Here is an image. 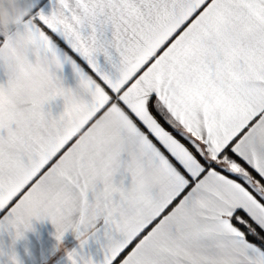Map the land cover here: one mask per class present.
<instances>
[{
    "label": "snow or ice",
    "instance_id": "1",
    "mask_svg": "<svg viewBox=\"0 0 264 264\" xmlns=\"http://www.w3.org/2000/svg\"><path fill=\"white\" fill-rule=\"evenodd\" d=\"M32 7L0 22V230L47 218L58 241L103 239V264H264V0Z\"/></svg>",
    "mask_w": 264,
    "mask_h": 264
},
{
    "label": "crops",
    "instance_id": "2",
    "mask_svg": "<svg viewBox=\"0 0 264 264\" xmlns=\"http://www.w3.org/2000/svg\"><path fill=\"white\" fill-rule=\"evenodd\" d=\"M19 3L21 7L33 6V12L43 10L45 13H50L54 8L55 0H19ZM12 30H15L14 27ZM3 40L4 36L0 34V43ZM57 47L61 53L67 54L82 70L96 76L86 60L73 51L62 39ZM112 58L113 62L118 60V55L114 51L112 52ZM97 62L104 71H114L102 53L97 56ZM56 75L65 87L74 90L78 88L79 78L76 76L71 63H63L62 70L57 71ZM6 82L7 75L3 67L0 66V83ZM63 108L64 101L60 97L46 105V109L51 110L54 115L62 112ZM31 223L32 227L25 231L20 239L14 240L13 230L11 229L0 230V264H12L13 256L18 264H71L68 253L72 251L81 253L86 259L91 258L93 264H103L104 252L102 245L105 243L103 239L99 241L89 239L88 243L81 248L80 241L71 230L67 231L62 239L58 241L56 239V229L49 219H33Z\"/></svg>",
    "mask_w": 264,
    "mask_h": 264
},
{
    "label": "clouds",
    "instance_id": "3",
    "mask_svg": "<svg viewBox=\"0 0 264 264\" xmlns=\"http://www.w3.org/2000/svg\"><path fill=\"white\" fill-rule=\"evenodd\" d=\"M26 7H21L19 0H0V22H3V14L15 10L16 12L22 11ZM43 70L47 73H56L62 70V62L55 56L48 57L42 62Z\"/></svg>",
    "mask_w": 264,
    "mask_h": 264
},
{
    "label": "trees",
    "instance_id": "4",
    "mask_svg": "<svg viewBox=\"0 0 264 264\" xmlns=\"http://www.w3.org/2000/svg\"><path fill=\"white\" fill-rule=\"evenodd\" d=\"M250 239H251V237H250Z\"/></svg>",
    "mask_w": 264,
    "mask_h": 264
}]
</instances>
